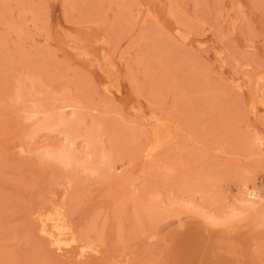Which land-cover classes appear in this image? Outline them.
Wrapping results in <instances>:
<instances>
[{
    "label": "rangeland",
    "instance_id": "1",
    "mask_svg": "<svg viewBox=\"0 0 264 264\" xmlns=\"http://www.w3.org/2000/svg\"><path fill=\"white\" fill-rule=\"evenodd\" d=\"M71 101L81 159L100 122L99 175L40 156L65 137L38 112ZM250 187L264 202V0H0V264H264V207L235 202Z\"/></svg>",
    "mask_w": 264,
    "mask_h": 264
},
{
    "label": "bare ground",
    "instance_id": "2",
    "mask_svg": "<svg viewBox=\"0 0 264 264\" xmlns=\"http://www.w3.org/2000/svg\"><path fill=\"white\" fill-rule=\"evenodd\" d=\"M152 19H153V17H152ZM154 21H156V20H154ZM156 23V22H155ZM177 23V22H176ZM158 24V23H157ZM183 25V24H182ZM185 25H186V23H185ZM184 27V26H183ZM190 31V30H189ZM188 31V32H189ZM103 38V37H102ZM94 40H95V38H94ZM105 42V40L104 39H97V40H95V42H94V47L96 48V50L97 51H99L98 53H99V56H100V58L99 59H101L102 61H104V62H107V63H109L110 64V66H111V63H110V60L108 59V55H107V53L104 51V47H103V43ZM92 43H93V41H92ZM83 51V50H82ZM84 53V52H83ZM86 55V54H85ZM99 64V63H98ZM102 64V63H101ZM103 64H105V63H103ZM109 66V67H110ZM113 67V66H112ZM33 80V79H32ZM34 82L35 81H33V83L32 84H34ZM237 89L238 90H240L241 89V87L239 86V85H237ZM29 90V89H28ZM257 91V90H256ZM29 92V91H28ZM18 97H20V96H18ZM65 101V100H64ZM63 102V101H62ZM68 102V101H67ZM64 103H66V102H64ZM41 104V103H40ZM66 104H68V103H66ZM37 105V104H36ZM63 106V105H62ZM68 106H72L74 109V115L76 116V118H75V116L73 117V118H64V117H61V114H62V110H63V108H62V110L60 111L61 112V114H57V116H55L54 115V112L52 111H50L51 110V108L48 110V109H45L44 107V109L40 112H38V113H40V114H42V118H41V120H40V122H39V125H38V127L36 128V131H38V130H40L42 127V129H47V130H55L56 131V129H58L59 128V130H60V132L63 134V136L65 137V140H64V144H62L61 145V147L60 148H58L57 150H54V148L52 149V148H47V147H45L46 149H44L42 152H40L39 154H40V156H42L43 158H45V159H51V161L53 160V162H55L56 161V163H58V164H60L61 166H64V167H66V168H76V169H80L81 170V172L83 173V172H85V173H87V174H89V175H96L97 173H98V175L100 174L99 173V171H98V169L96 168V165H98L99 163H102V162H105L106 161V158H107V152H105L104 151V149L102 148V149H100L99 151H98V156H97V154H96V156H97V159L95 158V160H94V151H92L91 152V150H93V149H95L94 148V146L96 145L95 144V140L97 141V139H95L96 138V135L94 134V132H95V130L97 129V127H98V125H100V122L99 123H97V122H95V124H94V126L93 127H91L90 128V130L89 131H83V130H81V133L82 134H85V135H83V137H84V143H85V147H86V151L84 152L85 154L84 155H86V156H84V155H82V156H84V157H82V159L79 157V155H76L77 153H76V149H75V147L76 146H74L75 145V143H74V140L76 139V138H78V137H80V133H78V126H79V129H80V127H82V126H80L81 125V122L79 121L80 120V118H81V116L79 117V115L80 114H78L79 112H77V110L79 111V109H80V107L81 106H78L77 105V103H75L74 102V104H72V101H71V104H69ZM68 106H66V108H68ZM36 110H37V108H36ZM34 113L36 112V111H33ZM30 113V112H29ZM76 114H78V115H76ZM32 115V114H31ZM31 115L30 116H28V117H30L31 118ZM64 115V114H63ZM73 115V114H72ZM36 116V115H35ZM35 116H33V117H35ZM41 116V115H40ZM79 117V118H78ZM153 118V117H152ZM151 118V119H152ZM156 117H154V119H155ZM150 120V119H149ZM156 120H158V118L157 119H155V121ZM96 121V120H95ZM151 121H153V120H151ZM154 121V122H155ZM78 122H80V124L78 125ZM144 123L146 124V122L144 121ZM104 124V123H103ZM157 124V123H156ZM159 124V123H158ZM95 127H96V129H95ZM93 128V129H92ZM99 128V127H98ZM122 128V127H121ZM95 129V130H94ZM156 129L157 130H159V132H158V135L160 134H162L163 136H162V143H165L167 140H169L170 139V141H172V139H173V141L172 142H174V139H176L175 137H177V131L176 130H174V129H172V128H170V127H168V126H164V125H158L157 127H156ZM179 130V129H178ZM58 131V130H57ZM83 131V132H82ZM169 131V132H168ZM35 132V131H34ZM59 132V133H60ZM80 132V131H79ZM85 132V133H84ZM98 133V132H97ZM76 134V135H75ZM79 134V135H78ZM119 134V133H118ZM98 138H99V135H98ZM99 140V139H98ZM170 141H169V143H170ZM42 142V141H41ZM100 142V141H99ZM115 146V145H114ZM54 147V146H53ZM99 147V146H98ZM148 147V146H147ZM20 148V147H19ZM73 150H72V149ZM22 149V148H21ZM149 150H147L146 148H145V153H146V155L145 156H147V158L149 157V158H151L152 156H153V152H152V150H150L151 148H148ZM153 149V148H152ZM19 150V149H18ZM157 151V150H156ZM25 152V151H24ZM103 152H105V154L103 153ZM76 153V154H75ZM109 155V154H108ZM80 158H78V157ZM110 157V156H109ZM108 157V158H109ZM55 160V161H54ZM98 160V161H97ZM150 160V159H149ZM112 161V160H111ZM99 162V163H98ZM109 163H110V161H109ZM103 164H105V163H103ZM108 165V164H107ZM75 169V170H76ZM170 168H168V170H169ZM79 170V171H80ZM112 170V169H111ZM110 170V171H111ZM77 171V170H76ZM75 171V172H76ZM108 172V171H107ZM170 172V171H169ZM168 172V173H169ZM172 172V171H171ZM99 177V176H98ZM66 187V186H65ZM132 197H134V196H132ZM126 198H128V197H126ZM122 200V199H121ZM128 200V199H127ZM131 200V199H130ZM262 198H261V196L259 195V192L257 191V190H255L254 188H252V187H250V188H245V190L243 191V192H241L240 193V198L238 199V200H235V202H237V204L240 206V208L243 210V211H245V214H248V213H250V212H253V211H255V210H257V209H259V208H262V207H264V202H262ZM152 204H154V203H152ZM178 204V203H177ZM179 205V204H178ZM190 204H188V205H181V207H183L184 206V208L185 209H187V210H185V211H187V212H190L191 210H192V208H193V206H189ZM235 205H236V203H235ZM237 205V206H238ZM153 207H151V205L149 206L150 207V209L151 210H154L155 209V207H156V204L155 205H152ZM185 206H189V208H191V210L189 209L188 210V208L187 207H185ZM197 210H198V207L196 206L195 207ZM58 209V208H57ZM201 209V208H200ZM240 209V210H241ZM53 210V209H52ZM54 210H55V208H54ZM58 210H60V208L58 209ZM193 210H195V209H193ZM192 210V211H193ZM232 211V213L234 212V210L232 209L231 210ZM47 212V211H46ZM61 212V211H60ZM59 211H54L53 213H51V211L49 212L50 214H47L46 213V215H44V214H42V216L43 217H41V218H39V220L41 221V223H42V225H44V227L46 228V226H48L47 228H51V231H53L54 230V235H56V237H54L53 238V240L51 241V243H52V245L55 247V250L56 251H58V252H67L71 247H72V245L74 244V240L72 239V238H66V236L64 235L65 233H66V230L67 229H69L70 227H68L69 226V223H68V225H67V227H66V225H65V223L67 222H65L64 220V216L60 213ZM247 212V213H246ZM39 213V212H38ZM42 213V212H41ZM232 213H230V214H232ZM234 214V213H233ZM232 214V215H233ZM37 215V214H36ZM39 215V214H38ZM162 215H164V214H162ZM231 215V216H232ZM41 216V215H40ZM160 217H161V215H160ZM201 218H203L204 220H206V222H209L210 221V218H211V216H210V214H202V216H200ZM67 228V229H66ZM55 232H56V234H55ZM51 235H52V233H51ZM53 235V236H54ZM90 243V242H89ZM74 246V245H73ZM93 247H95V246H91L90 244H85V246H79L78 247V251H77V256L79 257V258H83L84 256H86V255H88V254H91V253H95V249L93 248ZM73 248V247H72ZM75 248V247H74ZM53 250V249H52ZM73 250V249H72ZM59 254V253H58ZM76 254H75V256H76ZM77 256H76V258H77Z\"/></svg>",
    "mask_w": 264,
    "mask_h": 264
},
{
    "label": "crops",
    "instance_id": "3",
    "mask_svg": "<svg viewBox=\"0 0 264 264\" xmlns=\"http://www.w3.org/2000/svg\"><path fill=\"white\" fill-rule=\"evenodd\" d=\"M239 253L241 254V256L243 257V254H242V250L241 249H238ZM245 261V259L243 258V262ZM245 264V262H244Z\"/></svg>",
    "mask_w": 264,
    "mask_h": 264
}]
</instances>
